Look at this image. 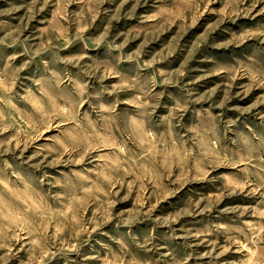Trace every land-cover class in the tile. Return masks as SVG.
<instances>
[{
    "label": "clouds",
    "instance_id": "9594fccd",
    "mask_svg": "<svg viewBox=\"0 0 264 264\" xmlns=\"http://www.w3.org/2000/svg\"><path fill=\"white\" fill-rule=\"evenodd\" d=\"M211 2L0 0V264H68L94 235L107 241L84 257L94 264H202L233 251L227 264H264V214L234 210L241 197L264 206V25L209 41L249 15L246 0H225L201 43L254 51L206 72L189 67L197 44L169 63ZM124 21L141 27L122 31ZM194 180L212 191L171 207ZM217 216L226 220L210 231L185 226ZM206 238L215 246L200 253Z\"/></svg>",
    "mask_w": 264,
    "mask_h": 264
},
{
    "label": "rangeland",
    "instance_id": "374dc122",
    "mask_svg": "<svg viewBox=\"0 0 264 264\" xmlns=\"http://www.w3.org/2000/svg\"><path fill=\"white\" fill-rule=\"evenodd\" d=\"M18 5H23L27 3V0H15ZM133 0H129V4H126L124 7L125 9H129L131 7V3ZM225 0H212L211 3L202 6L203 11L200 14L199 19L197 20L194 27H190L184 30L183 36L180 37L179 43L181 45V49L178 50L173 56L169 63L174 64L177 67L181 63H183L184 59L187 56V51L190 50L193 46L199 44L200 47L198 48L194 58L190 61L189 67L195 68L197 70H203L206 72H211L215 68L219 66H228L235 63V57H239L246 53H252L254 51V44L249 42L246 44L242 49H228V48H221L216 49L210 47V44L201 43L202 38L205 36L206 33L209 32L212 25L216 23L219 19L217 13L223 7V3ZM117 6L119 5V0H115ZM246 9L249 10L248 16H240L236 19L235 23L231 21L225 22L221 29L215 30L213 32V36L209 37V41L212 38L218 39L221 43H224L225 31H231L239 34L243 29L246 28H254L257 25H264V0H246L245 4L243 5ZM24 9L21 10L20 15L24 13ZM149 13V8L145 7L144 9L137 10V16L147 15ZM255 17V19H253ZM137 27H141L139 22L133 21H124L119 25L120 30L122 31H130L136 29ZM176 31H173L171 35L165 36L162 41L159 42V49H162L165 45L171 42L173 36H176ZM201 72L197 71L195 73H190V75H200ZM217 77L209 76V79L204 81L205 85L211 86L212 83L217 81ZM260 95L259 92H253L250 97L248 98L247 103H254L255 100ZM246 104H242L241 107H246ZM233 118L239 116L238 112L232 113ZM249 124L255 125L256 121L250 119L248 121ZM40 157H36L33 160V163H39ZM11 162V161H10ZM14 167L17 170L28 171L26 166L20 165L18 162H13ZM4 165L0 162V168H3ZM10 174V170H9ZM15 179V177H13ZM196 191H203V192H210L212 189L210 186L203 181H193L192 186L188 188H184L182 185L177 186V194L174 198H170V206L175 208L178 205L184 204L190 196H192ZM230 205L233 203L232 201L228 202ZM235 211H243L244 213L247 212L249 206H251V210L253 213L260 212L264 214V206H258L259 202L247 198L241 197L236 202ZM168 205L161 202L160 207H167ZM254 217H248L249 221ZM226 220V217L217 216L214 217L212 221H208L207 219L201 218H191L185 221V226L192 231L196 232H203L205 230H211L213 227H216ZM144 233L147 234V229H143ZM107 241L103 237H99L98 235L93 236V240L88 244L83 245L79 252H70L67 254L68 264H94L92 261H86L84 259L85 256H93L97 253L102 251V245ZM23 242H19L16 245V251L18 252L19 257L26 258V253L20 251L21 244ZM220 245H224L225 241L221 237L219 239ZM215 246V241H210L207 238L204 240L203 243L199 245V252L206 253L213 249ZM178 251H182L180 248L179 243L175 245ZM219 247H216L215 251L219 252ZM236 254L235 252H228L223 256H220L218 260L215 259V253L213 257L205 256L202 260V264H210V262L214 261V264H227L228 261L235 259ZM9 264H19V259L13 258L9 261ZM46 264H65V257L64 256H57V258L51 262H46ZM188 264H194L193 260H189Z\"/></svg>",
    "mask_w": 264,
    "mask_h": 264
}]
</instances>
